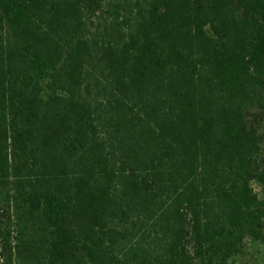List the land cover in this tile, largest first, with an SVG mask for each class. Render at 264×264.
I'll return each instance as SVG.
<instances>
[{
  "label": "trees",
  "instance_id": "1",
  "mask_svg": "<svg viewBox=\"0 0 264 264\" xmlns=\"http://www.w3.org/2000/svg\"><path fill=\"white\" fill-rule=\"evenodd\" d=\"M254 183L264 0H0V264H229Z\"/></svg>",
  "mask_w": 264,
  "mask_h": 264
},
{
  "label": "rangeland",
  "instance_id": "2",
  "mask_svg": "<svg viewBox=\"0 0 264 264\" xmlns=\"http://www.w3.org/2000/svg\"><path fill=\"white\" fill-rule=\"evenodd\" d=\"M254 186L260 196L264 197V187L259 183H254ZM229 264H264V238L261 240L248 238L244 251Z\"/></svg>",
  "mask_w": 264,
  "mask_h": 264
}]
</instances>
